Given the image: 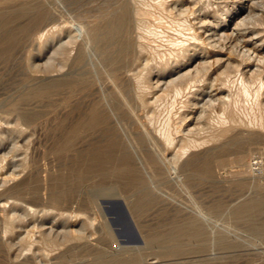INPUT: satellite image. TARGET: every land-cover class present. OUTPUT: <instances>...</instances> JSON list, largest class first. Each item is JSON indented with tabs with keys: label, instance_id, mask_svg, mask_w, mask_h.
<instances>
[{
	"label": "rangeland",
	"instance_id": "374dc122",
	"mask_svg": "<svg viewBox=\"0 0 264 264\" xmlns=\"http://www.w3.org/2000/svg\"><path fill=\"white\" fill-rule=\"evenodd\" d=\"M49 2L61 11L57 10L59 16L55 24L58 25L64 24L67 18L76 19L83 14L93 19L102 13L106 4L123 3L118 5L125 11L131 35L137 30L131 12L133 7L136 5L150 10L151 13L149 11L141 18L145 24L141 31L146 34L143 41L145 39V46L149 50L138 68L144 75L148 74L149 68L152 70L147 82L142 85L150 105L148 108L138 107L137 113L142 117L152 113L153 128L156 131L167 128L176 143L186 146L188 140L194 138L195 145H191L184 153L180 146L165 148L159 163L151 165L143 156V146H138L133 139V135L138 132L134 121L125 110H117L119 98L112 94L107 99V109L113 115L115 112V116H111L113 121L119 114L123 118V125L118 124V131L125 134V137L130 136L125 143L133 154L131 165L138 170L141 178L138 181L136 176H130V184H127L126 179L118 174L104 176L92 171L77 180L70 173L80 168L83 162H77L73 151L59 153L56 150L57 143L62 139L60 135L66 131L65 125L69 127L80 115L89 113V106L101 97L100 91L94 86L93 94H86L85 97L80 96L82 94L74 95L75 98L73 96L70 99L71 105L67 107L63 104L65 89L61 88L55 95L38 94L53 87L48 76L62 72L59 51L68 39L65 32L59 38L47 42L44 47L40 41L29 37L7 47L8 50L0 46V218L15 213L21 219L16 222L12 234H4V224L0 219V237L4 236L13 245L8 250L0 243V262L7 255L22 253L35 256L36 262L42 260L51 264H79L92 256L81 250L76 255L68 252L67 260H55L53 257L58 250L36 248L39 243L37 239L44 233L58 238L63 237L64 233H78L81 237L78 241L95 244L102 242V245L112 250L115 246L118 248L137 244L130 242L136 229L141 236L142 232L149 235L148 243L142 245L144 261L264 264V206L260 211L247 215L237 212L238 203L245 199L254 197L264 200V178L254 177L251 171V159L264 151V141L250 143V147L246 141L240 151L234 148L222 151L213 149L236 132L249 129V132L264 135V0ZM194 34L197 39L193 38ZM97 51L98 48H93L91 58L86 57L85 63H92L91 60L95 59L98 65ZM165 62H170V68L161 73L158 67ZM147 63L149 66L146 67ZM188 69H191L193 75L197 70L204 73V79L199 78L192 85H183V89L176 93L174 84L182 86L187 78L179 74ZM61 79L63 82L65 78ZM242 79L248 83V94L243 90ZM103 81L111 90L110 83ZM83 107H86L85 110ZM64 118L67 120L63 121ZM231 118H236V121ZM20 128L25 131H18ZM104 132L103 126H100L86 129L83 134L100 140ZM245 145L248 151L250 149L247 154L244 153L247 151ZM194 152L201 153L200 160L192 165H184L183 162ZM238 153L245 156L244 160H238ZM203 159L211 165L209 173L201 172ZM116 167L119 164L113 161L103 169ZM50 175L52 178H63L61 184L55 187L56 190H70L62 203L55 204L48 197L50 191H54ZM22 179H25L26 186L20 192L7 190ZM146 193L153 203L142 216H138L129 203ZM15 199L23 204L14 208L12 201ZM111 201L116 205L111 207ZM26 205L48 209L49 213L32 214ZM61 210L64 213L73 210L77 215L70 218L59 216ZM106 218L114 236L109 237L104 226H101ZM189 220L196 221L198 233L194 238L189 236L187 228L180 233L174 229L176 224L185 227ZM32 241L36 243L33 246ZM177 248H183L182 252L171 258L162 255ZM187 249L191 252L184 251ZM128 264L144 263L134 261Z\"/></svg>",
	"mask_w": 264,
	"mask_h": 264
},
{
	"label": "bare ground",
	"instance_id": "6f19581e",
	"mask_svg": "<svg viewBox=\"0 0 264 264\" xmlns=\"http://www.w3.org/2000/svg\"><path fill=\"white\" fill-rule=\"evenodd\" d=\"M71 1L73 2V0ZM49 3H50L49 0H0V46L7 49V47L9 46H13L17 44L22 38L29 37L30 39L40 41L41 46L44 47V45H46L47 42L54 40L60 34L65 32L66 35L68 36V39L65 45L62 48L60 47L61 49L59 51L60 52L59 66H60V71L62 69V72L56 73V75L48 76V78L53 83V87H50L51 89L49 90L38 92V94L55 95L60 92L59 90L61 88L65 89V98H63L64 99L63 104H65L66 106V105H71L70 99L74 95L82 94L80 96L85 97L86 94L87 95L91 93L93 94L95 91L94 86H97L98 90L100 91L101 97L98 98L92 106H89L90 108L89 113L87 115H80L78 118H76L75 123L70 125L69 127L65 125L66 131L63 130L64 133L60 135L62 139L59 140L57 143L56 150L59 153L64 154L69 151H73V155L75 159L77 160V162L79 161L83 162L82 164L83 166L82 165L81 167L79 166L80 168L77 167V170L74 168L76 171L74 170L70 174L72 175L74 174L77 180L80 179L84 174L88 172H92V171L93 172L97 171L96 173L99 172L100 174L104 176H108L111 174H118V176L120 175L126 179L125 183L127 184H130V176L132 177L136 176V179L138 181L140 180L141 178L140 173L138 172L136 168H134L131 165L133 154L130 152V149H128L129 145L127 147L125 143V140H128V138L130 139V136L125 137L124 136L125 134H121L118 131V128L120 127L118 124H120L121 126L123 125L121 122L123 118L119 114V116L115 118L114 120L115 123H114L113 119H111V116L113 115V113H111V111L107 109V103H108L107 99L110 98L112 94H115L119 98L118 105L116 102L117 110H120V109L125 110L129 118L131 117V119L134 121L135 128L138 132L135 135H133V139L135 140V143L138 146L139 145L141 147L143 146L142 147L144 148L143 156L148 161V163H150L151 165H156L159 163V159L161 158V155L163 154L162 152L165 148H169L171 146L173 147L176 146L175 148H178V146H180V148L182 149L180 150L183 151L184 153L188 150V148H190L191 145H195L193 144L195 143L194 138L188 140V144H187L188 146L186 145L187 147L182 146V144L178 142L176 143L175 138L171 135L170 131L167 130V128L160 129V130L158 129L157 131L153 128L151 123L154 120L153 119L154 115H152V113L151 115L144 116L145 118L139 115V113H137L138 107L148 108L150 105V101L147 99L145 93L142 91V85H144V83L147 82L148 77L150 76L152 70L151 68H149L148 74L144 75V73H142L138 69L141 66L142 58L148 54V50H149V49L147 50V47L145 46V43H144L145 39L143 41V37L146 34L141 31V29L145 27L144 26L145 24L142 23L143 20L141 21V18H143L144 17L143 15H146L150 10L147 11L148 9L145 10L140 7H135L136 5L133 7V11L131 12H133V15H134L133 18L135 22L134 24L137 30L134 35H131L130 26L127 23L125 11L123 8L120 7V5H122L123 3L120 4L118 2L120 5H118V3H116L117 5L116 4L114 5L115 2H112L113 3L112 5H109V4L107 5L105 3L106 4L105 7L103 6L104 4L102 5L103 6L102 13L97 15L95 18L90 19L88 18L89 16L86 17V15L84 14L80 15L79 13L80 16L78 17L76 16L77 17L76 19L73 17L69 19L67 18L65 19V22L62 25H58L57 22H56L57 24H55V21L59 16V12L61 13V11L56 9L55 8L56 6L52 7L51 6L52 4L50 3L49 5ZM98 5L100 4L98 3ZM242 20L244 21V19ZM142 24H143V27H142ZM44 36H46V38L45 40H42ZM193 38L197 39V36L194 34ZM146 44H147V41H146ZM93 48H98V51L96 53L98 57L97 58L98 65H96L97 63H95V59L91 60L92 63H90L89 61L85 63L86 57L91 58V55H92L91 50ZM188 59H191V57ZM169 63L165 62V63H161L160 66L158 65L159 66L158 71H160L161 73L166 72L170 68ZM147 66H149V63L146 64V67ZM66 68L68 69L66 70ZM77 70H80V72H77ZM179 75L182 78H187V79L186 81L182 83V86L179 85V87H177L176 84H174L176 87L174 88L176 93L180 92L183 85H187L189 83L190 85H192L191 83L194 81L195 82L198 81L199 78L204 79V77H202V75L204 76V73L203 74L200 73L199 70H197V72L194 75L192 74L191 69L185 70L183 73ZM61 78H65L63 79V82H61L62 80ZM103 80H107L110 83L111 90H109V87L106 86V83ZM221 83L224 85L225 82L222 81ZM241 83L243 85L244 92L248 94L247 93L248 83L246 84V81L243 79ZM202 92L201 94L203 95L204 93ZM204 92L206 91L204 90ZM81 103L84 104L85 102L81 101ZM85 108L83 110H85ZM23 109H26V108H23ZM113 116H115V112ZM235 119H232V120H235ZM65 120H67V118L63 119V121ZM100 126H103L105 130L104 132L105 135L100 140H96V139L94 140V138L93 139L88 138V135L83 134L86 129H96ZM248 130L240 131L239 133L236 132L237 134L236 133L234 135L231 134L232 136L228 134L230 137L225 138L223 142L221 141V143L218 146H215L213 149H218L222 151L228 148L229 149L234 148L237 150L239 149L241 150L244 147V144L246 143V141H247L246 145L253 143V142L257 143L259 140L262 142L264 141V135H262L261 133L260 134L252 133V132H249L250 130L249 131ZM18 131L23 132L25 130L24 129L22 130V128H20ZM224 131L225 130H223V132ZM216 136L218 137V135ZM129 143L131 142L129 141ZM248 146L250 147V145ZM245 149H247V151H244V153L246 152L249 153L250 149L248 151L247 146ZM207 150L205 152H207ZM199 153L200 152H194L190 154L189 158L185 162H183L184 165L188 166V165L197 163L201 158L200 157L201 153L200 154ZM239 154L240 156H238V160H241V159L244 160L245 156L244 155L242 156L241 153H238V155ZM204 159H206V155ZM113 161L119 164V167H116L115 169H111V170L103 169L107 163L113 162ZM244 164L245 163H242L241 165H244ZM210 166H209L208 161L204 160L202 163L201 172L209 173ZM52 177L53 176L50 175V180L52 179L51 185L54 187L53 188L54 191H50V193L48 194V197L50 201H52L55 204L62 203L64 200L67 199L70 190L67 188L56 190L55 187L58 186V183L62 182L61 179L63 178H59L55 176L54 178ZM24 183H25V179H22L19 182L14 183L13 185L9 186L7 190L20 192L26 186L24 185ZM147 193L143 197L141 196V198L139 199L131 200L132 203H129L131 206V209L134 210V212H136L138 216H142L144 212L146 211V209L150 207L153 203L152 198L148 197L149 194ZM258 196H261V195H258ZM251 198L241 201L240 204L238 203L237 212L247 215L248 213L251 214L253 211H260V209H263L264 200L259 199V198H254V197H251ZM16 199L12 201V206L14 208L23 204L22 202ZM25 207L32 214L42 212L43 215H47L49 213L48 209H38L32 205H26ZM61 211H59V216L65 215L66 217L70 218L73 215L75 216L77 215V212L75 213V211L73 210L70 211V213H67V212L64 213V211L63 212ZM101 211H103V209ZM56 216H58V214ZM0 219H2V222L4 224V232H5L4 234H12L14 232L16 222L20 219V215H16L15 213H12V214L10 213ZM103 224L101 226H104L103 228H105L106 234L109 235V237L114 236L113 229L111 227L110 222L107 220V218L106 220L104 219ZM176 225L174 226V229L178 231L179 233L184 228H187L188 229L187 231L190 237L194 238L195 236H197L198 232L196 229L197 227L196 221L189 220L186 225L187 227L186 226L185 227L176 226ZM140 226L143 227V225H140ZM142 236H143L142 244L137 243L133 246L122 245L118 248L117 246H115L112 248V250H109L106 247V245L105 246L102 245L103 244L102 242L95 244V243H89L86 241H78L81 238L78 233L75 235H72L71 233H64L63 237H60V238L44 233V234H41L40 239H37L39 243L36 248L39 249V247H42V248L47 247L53 250L55 249V251L57 249L58 250L57 253L54 251L56 254H54L55 256L53 258L59 261L67 260L66 255L68 252H73L74 255H76V253L78 254V252H80L81 250L86 251L87 255L92 256V258H87L85 262L83 261L82 263H79V264H128L134 261L143 262L144 264H195V262L192 260L174 262V263L161 262L160 260H151V261L145 260L144 261L145 259V255L143 253L144 246L142 245L148 243L149 235L143 234L142 232ZM0 243L5 245L8 250H11L13 248L12 243L6 240L4 236L0 237ZM35 244L36 243L33 242L31 246ZM182 249L177 248L174 250H169V251L164 252L162 255L164 257L169 256L171 258V256L181 253ZM184 251L191 252L189 249L184 250ZM44 252H45V249H44ZM84 254L85 253H83V255ZM7 256L8 257L2 260L0 264H36L37 262H39V264H51L52 263V262L51 263L42 262V260L36 262L35 256H26L22 253H18L14 255L12 254L10 256L9 255ZM80 257H83V256L80 255ZM79 262H81V260Z\"/></svg>",
	"mask_w": 264,
	"mask_h": 264
},
{
	"label": "built area",
	"instance_id": "2783aa9c",
	"mask_svg": "<svg viewBox=\"0 0 264 264\" xmlns=\"http://www.w3.org/2000/svg\"><path fill=\"white\" fill-rule=\"evenodd\" d=\"M251 171L254 177L264 178V151L251 159Z\"/></svg>",
	"mask_w": 264,
	"mask_h": 264
},
{
	"label": "water",
	"instance_id": "95a60500",
	"mask_svg": "<svg viewBox=\"0 0 264 264\" xmlns=\"http://www.w3.org/2000/svg\"><path fill=\"white\" fill-rule=\"evenodd\" d=\"M111 207L115 206L116 203L114 201H111ZM128 231V230H125ZM143 241L142 236L140 235V233L135 229V234L132 236V238L130 239V242L132 243H141Z\"/></svg>",
	"mask_w": 264,
	"mask_h": 264
}]
</instances>
